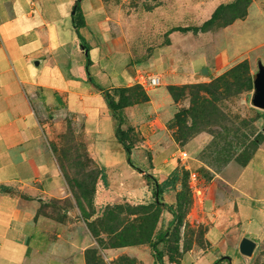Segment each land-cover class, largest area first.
<instances>
[{
    "label": "crops",
    "instance_id": "1",
    "mask_svg": "<svg viewBox=\"0 0 264 264\" xmlns=\"http://www.w3.org/2000/svg\"><path fill=\"white\" fill-rule=\"evenodd\" d=\"M75 2L0 0V187L10 189L0 191V264H86V251L94 246L86 225L74 220L72 213L62 210L66 215L57 219L39 211L47 200L65 201L71 197L48 143L55 118L64 120L73 116L82 124L90 158L106 170L109 186L96 184V205L135 197L125 186L115 191L112 185V176L119 172V167L106 138L112 121L116 120L97 86L110 92L135 86L144 72L157 69L159 65L164 67L169 59L165 61L161 56L156 60L148 59L141 68L134 59L133 40L127 37L131 29L117 27L115 32L111 31L105 0H82L86 26L81 32L90 47L92 62L87 67L86 53L72 23ZM195 8L211 16L217 4L204 3ZM253 8L257 9V29L249 41L251 49L257 50L258 70L260 64L264 65V0L254 1L246 18L226 26L223 32L227 34L234 26L245 23ZM119 33H124L125 37ZM176 35L177 32L170 34L169 48L174 47ZM98 37L104 40L101 46L95 42ZM225 43L226 48L239 50L242 40H231L228 36ZM142 47H150L148 33ZM115 55L119 57L113 59ZM243 55L249 56V50L238 52L234 58L229 54L226 61L223 60L224 66ZM96 67L108 78V85L88 81L85 77L90 78ZM148 76H159L161 82L164 77L165 82H169L165 69L163 73L150 72ZM145 89L149 102L125 108L127 125L123 129L132 127L152 152L151 160L146 159L147 163L152 161L150 169L155 174L162 170L168 175L177 167V155L181 152L167 129L174 117L171 106L174 100L165 85L161 101L153 95L156 88ZM262 147L264 145L257 148L246 167L226 178L214 177L205 186L206 248H192L187 253L190 263L202 262L211 252L231 257L236 253L233 244L242 230H257L251 227H257V212L264 213V174L251 165ZM125 169L136 171L129 164ZM136 175L141 177L140 173ZM142 180L146 189L137 195L145 193L144 190L150 192L148 181Z\"/></svg>",
    "mask_w": 264,
    "mask_h": 264
},
{
    "label": "rangeland",
    "instance_id": "2",
    "mask_svg": "<svg viewBox=\"0 0 264 264\" xmlns=\"http://www.w3.org/2000/svg\"><path fill=\"white\" fill-rule=\"evenodd\" d=\"M202 1L105 0L111 31L115 32L117 27L130 28L132 31L127 37L133 40L134 59L140 63L137 65L144 66L148 59L156 60L160 56L165 61L169 59L167 62L171 65L167 63L164 68L158 64L157 69H149L150 72L158 74L163 73L165 69L169 75V82L166 83L163 77L162 87H156L153 95L161 101L163 85L168 89H176L177 101L173 99L174 103L171 105L174 118L167 124V129L179 149L189 154L188 162L180 161L178 153V165L174 170L168 175L163 174L162 170L155 174L150 169L152 161L149 164L146 160H151L152 152L133 132L130 133L132 160L144 171L141 177H138L137 171L125 169L128 165L127 155L116 139V122L112 121L106 139L119 167V172L112 176V185L115 191L125 186L135 197L96 205V184L103 183L100 179L101 168L94 167L85 158L86 139L81 131L82 124L73 116L64 120L55 118L53 121L48 143L56 155L71 197L65 201L47 200L39 211L58 219L66 215L62 213V210H65L72 213L74 220L78 219L84 223L93 237L94 246L90 249L97 251L95 264H156L151 243L160 239L166 231L168 237L159 245L164 253L165 264H193L190 263L187 253L192 248H206V223L203 219L205 186L214 177L226 178L233 175V171L246 167L257 148L264 145V110L252 104L256 94L253 76L258 70L257 50L251 49L249 38L257 29V9H251L248 20L234 26L229 33H224L223 29L226 27H222L229 22L244 20L247 15L242 19L238 18L244 13L248 14L250 5L257 0ZM204 3L217 4L211 16H208L207 11L200 13L196 10L195 7ZM220 6L222 10L214 21L213 29L208 31L211 35H206L207 32L179 31L184 28H201ZM173 7L177 9L173 10ZM159 9L164 11H158ZM174 32H177L175 45L169 48L167 45H171L170 34ZM147 33L150 37L148 49L142 47ZM118 35L125 37L124 33ZM228 36L231 40H242L239 50L237 47H230L231 50L226 48L225 40L228 41ZM95 42L101 46L104 40L98 37ZM120 45L121 43L118 47ZM69 49L72 50L71 46ZM246 50H249V56L243 55L224 66L223 60L226 61L229 54L234 58L238 52ZM203 68H208L207 75L202 73ZM150 72H144L143 75L149 77ZM110 74L114 75L113 72ZM103 75L99 67H96L90 78L88 75L85 77L88 81L91 79L96 83L108 85V78ZM139 85L142 86L141 83ZM122 94L128 95L126 92ZM117 95L119 98L120 92H117ZM202 100H205L207 110L204 119L200 118L199 113L202 104H198ZM169 110L164 112L163 117ZM175 116L180 124H172L176 121ZM186 127H194L188 137L184 134ZM181 136L184 139L179 140ZM261 149L251 167L264 174V147ZM186 167H189V170ZM190 172L199 176L197 190L191 187ZM149 175L152 176L150 181L146 178ZM141 178L148 181L150 192L144 190V195H137L146 189ZM94 179L97 180L94 182ZM170 179L175 181V185L158 201L153 194L154 180L163 183ZM94 188V201L89 203L87 196L92 195ZM164 204L173 206L177 212L176 222L170 227L168 225L173 215ZM255 221L257 227L253 226L251 229L257 230H242L233 244L236 253L227 257L223 264H264V213L257 212ZM246 237L257 243L252 257L240 253V242ZM220 258L222 257L211 252L202 262L194 264H213Z\"/></svg>",
    "mask_w": 264,
    "mask_h": 264
},
{
    "label": "trees",
    "instance_id": "3",
    "mask_svg": "<svg viewBox=\"0 0 264 264\" xmlns=\"http://www.w3.org/2000/svg\"><path fill=\"white\" fill-rule=\"evenodd\" d=\"M81 1L82 0H76V2H75V5L73 7L74 13L72 16L73 17L72 23H73L74 28L76 29V32H77L78 37L80 39L81 46L86 53L87 67H89L91 65L90 63H92L90 60V47H89L88 43L85 41L84 37L82 36V32H81L82 29L86 26L85 18L83 16V13L81 10ZM221 10H222V7L220 6L216 10V12L214 13V16L210 20H208L204 25H202L201 28H184V29H181L179 31L194 32V33H205V32L211 31V29H213L214 21H216V19L218 18V15L220 14ZM246 15L247 14L244 13L243 16L239 17L238 19H242ZM233 22L226 23L225 26H222V27L229 26ZM97 88L100 91H102L103 96H104L105 100L107 101L106 104H108L110 112H111L113 118L116 120L115 136H116V139L119 141L120 145H122L124 147V150H125L126 155H127V162L129 164V166H131L138 173L143 174L144 171L140 167H138L132 160L133 147L131 146V142H130V133H133L134 129L132 127H128L126 130H124L123 126L127 125V117H126L125 112H124L125 108L134 106L136 104L148 103L150 99H149L147 92L145 91L144 87L140 86L139 84L132 86V87H129V88L117 89L114 92H110L109 90H105L101 86H97ZM168 91L171 94L172 98L175 101H177L176 89L169 88ZM117 92H120L119 98H117L118 97ZM123 92L128 93V95H123L122 94ZM204 103H205V100H202L201 103L198 102V104H202V106H200L201 111L199 113H201L200 118H203V119L206 117V113H207V110H206ZM177 119L178 118L175 116L176 121H175V123L173 122L172 124H180V122H178ZM195 124H196V120H195ZM177 127L179 129V126H177ZM81 131H83V126L81 127ZM193 131H194V127H191V128L186 127L184 130V134L186 137H188V135H190ZM182 139H184L183 136H181L179 138V140H182ZM85 152H86L85 153L86 160L90 164H92L94 167H96L97 164L90 158L86 147H85ZM151 177L152 176L149 175L146 178L148 181H150ZM100 179L103 181V183H104L103 185H105V187L109 186L108 185L109 184L108 176H107L105 168H101V170H100ZM96 180L97 179H94V182ZM173 185H175V181L171 180V179L166 180L163 183H159L158 181L154 180L153 194H154L155 198L159 201V199L161 197H163V195L167 192V190L172 188ZM94 187H95V185H94ZM0 191L1 192H6V191L9 192L10 189L7 188V186L6 187L2 186V187H0ZM94 196H95V188H94V192L92 193V195L87 196V199L90 201L89 203H93ZM164 205L168 209V211L173 215L172 221L168 225V227H170V226L174 225L176 222L177 212L175 211L173 206H171L169 204H164ZM91 230H92V228H91ZM167 237H168V231H166L165 234L160 239L151 243V249L153 251V255H154L156 264H165L164 253L160 250L159 245L161 243L165 242ZM92 254H93V257H92ZM96 255H97V251L92 250V249H88L86 251V261H87L86 264H89L90 262L94 263L96 261V258H95ZM226 258L227 257H222V258L218 259L217 261H215L213 264H223V262L226 261Z\"/></svg>",
    "mask_w": 264,
    "mask_h": 264
},
{
    "label": "water",
    "instance_id": "4",
    "mask_svg": "<svg viewBox=\"0 0 264 264\" xmlns=\"http://www.w3.org/2000/svg\"><path fill=\"white\" fill-rule=\"evenodd\" d=\"M38 62L36 63V65ZM209 72L208 68H203L202 73L207 75ZM253 84L256 90V94L253 97L252 104L258 108L264 110V65L260 64L258 71L253 76ZM240 253L246 257H252L256 248L257 243L253 240L243 238L240 243Z\"/></svg>",
    "mask_w": 264,
    "mask_h": 264
},
{
    "label": "built area",
    "instance_id": "5",
    "mask_svg": "<svg viewBox=\"0 0 264 264\" xmlns=\"http://www.w3.org/2000/svg\"><path fill=\"white\" fill-rule=\"evenodd\" d=\"M141 85L144 88H156L160 87L162 85L161 78L159 76H149L145 77L143 76L140 80ZM178 158L182 162H188L189 160V154L186 151H181L179 153ZM186 169L189 170V168L186 167ZM190 181H191V187L195 188L196 190L199 189V176L195 172H190Z\"/></svg>",
    "mask_w": 264,
    "mask_h": 264
}]
</instances>
